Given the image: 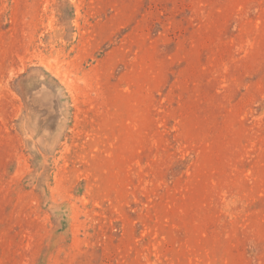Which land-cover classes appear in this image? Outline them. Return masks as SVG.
Listing matches in <instances>:
<instances>
[{"label":"rangeland","instance_id":"374dc122","mask_svg":"<svg viewBox=\"0 0 264 264\" xmlns=\"http://www.w3.org/2000/svg\"><path fill=\"white\" fill-rule=\"evenodd\" d=\"M0 264H264V0H0Z\"/></svg>","mask_w":264,"mask_h":264}]
</instances>
